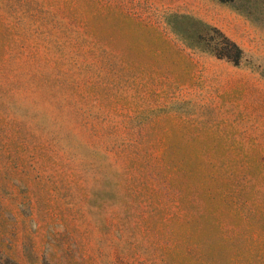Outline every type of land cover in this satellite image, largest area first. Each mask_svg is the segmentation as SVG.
Wrapping results in <instances>:
<instances>
[{
    "label": "rangeland",
    "instance_id": "374dc122",
    "mask_svg": "<svg viewBox=\"0 0 264 264\" xmlns=\"http://www.w3.org/2000/svg\"><path fill=\"white\" fill-rule=\"evenodd\" d=\"M0 264H264V0H0Z\"/></svg>",
    "mask_w": 264,
    "mask_h": 264
},
{
    "label": "trees",
    "instance_id": "16d2710c",
    "mask_svg": "<svg viewBox=\"0 0 264 264\" xmlns=\"http://www.w3.org/2000/svg\"><path fill=\"white\" fill-rule=\"evenodd\" d=\"M178 19H191V23H196V27L193 30H189L190 28L185 27L183 30V26L179 24ZM168 21L173 30L176 31L189 46L200 48L217 57L226 58L234 64H240L243 57L242 47L217 26L201 19L190 18L187 14L179 13L169 14Z\"/></svg>",
    "mask_w": 264,
    "mask_h": 264
}]
</instances>
